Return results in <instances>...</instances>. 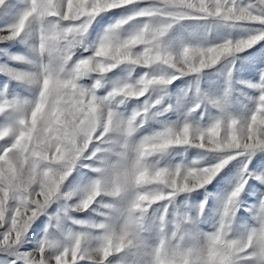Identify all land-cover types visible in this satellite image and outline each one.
Listing matches in <instances>:
<instances>
[{
  "label": "snow or ice",
  "instance_id": "6c2138e0",
  "mask_svg": "<svg viewBox=\"0 0 264 264\" xmlns=\"http://www.w3.org/2000/svg\"><path fill=\"white\" fill-rule=\"evenodd\" d=\"M141 2L30 0L15 23L0 29V42H5L20 37L34 22L41 25L35 49L39 57L37 70L12 74L37 89L35 100L21 103L16 99H0V115L6 112L18 115L13 127L0 130V140L12 137L11 143L0 152V229H3L0 231V252L16 256L32 223L60 197L66 181L63 173L73 172L84 160H92L97 165L92 168L96 178L86 187L75 209L87 211L102 197L117 202L101 205L105 209L101 213L104 219L91 225L99 235L91 237L84 232L69 231L64 245L56 252H52L58 247L55 243L43 240L36 251L18 256L21 264H106L113 254L125 251L135 254L142 246L140 233L145 215L157 204L162 210L159 217L161 236L148 254L149 264H162L170 257L173 264H195L205 251L208 252L207 264H243L253 259L257 264H264V232L254 227L247 229L245 232L255 235L251 237L249 248L242 252H236L235 245L228 244L237 203L246 183L244 179L235 186L238 195L231 201L225 199L216 230L201 237L206 242V247L201 249L192 243L197 237L182 227L189 222L187 217L176 221L169 234L165 215L168 203L177 194L205 187L213 180L207 179L212 174L203 172V167L170 169L150 163L172 147L189 146L219 154L215 164L220 165V173L233 159L264 151V89L257 97L251 115L243 122L227 117L217 119L205 128H193L185 123L175 130L165 129L152 134L160 138L157 143L164 142L163 146L140 163L148 170L150 182H156L157 187L139 188V195L129 207H119V196L104 190L107 172L111 171L114 183L120 182L123 152L118 150L117 141L113 139L112 127L105 132L107 113L101 114L98 123H94L93 113L101 104L115 110L121 102L140 99L151 89L166 86L179 77L198 76L203 70L264 41V10L258 11L253 4H245L243 0H151L149 7L117 20L106 29L105 47L108 50L94 55L96 45L91 56L77 59L87 60L89 66L73 68L77 60L73 61L72 51L81 44L98 15ZM5 3L6 0H0V7ZM257 3L264 9V0H257ZM133 20L142 23L127 38H119L118 33L124 25ZM184 20L251 24L259 28L242 41L210 46L186 43L173 53L164 46L163 38L174 24ZM65 64L73 71L69 73ZM122 64L146 69L166 68L169 72L167 76L145 73L135 83L117 85L105 96H97L101 78ZM90 74L97 76L94 85L82 87L80 79ZM159 104L157 99L133 111L130 115L133 126L142 127L150 109ZM241 184L243 188H239ZM70 196L71 193L64 194L65 199ZM255 217L264 222V198ZM72 223L83 224L75 220ZM93 240L95 243L90 244ZM225 246L232 249L231 253L223 250ZM10 264H17L16 259Z\"/></svg>",
  "mask_w": 264,
  "mask_h": 264
},
{
  "label": "rangeland",
  "instance_id": "374dc122",
  "mask_svg": "<svg viewBox=\"0 0 264 264\" xmlns=\"http://www.w3.org/2000/svg\"><path fill=\"white\" fill-rule=\"evenodd\" d=\"M253 4L258 11L264 10L257 0H243ZM30 0H6L0 7V29H6L15 23L29 6ZM151 0L131 5L125 9H115L98 15L88 28L82 42L74 49L73 61L91 56L100 37L117 20L133 15L142 8L149 7ZM142 23L133 20L124 25L118 33L119 38H127ZM41 25L32 23L25 32L14 40L0 42V99H16L21 103H31L37 96V89L16 79L12 74L34 73L39 57L35 49L39 43ZM259 28L258 25H225L211 21L184 20L169 29L163 38V44L173 53L178 52L182 44L192 43L210 46L226 39L233 41L246 38ZM166 68H143L122 64L101 78L97 96H105L113 87L123 83H135L145 73L168 75ZM264 41L252 48L222 60L217 65L203 70L198 76H184L172 83L155 87L140 99H129L115 109L126 118L145 103L159 99L160 104L150 109L143 126L137 129L134 140L152 135L165 129H177L185 123L193 128H205L217 119L235 118L241 122L248 119L255 108V102L264 89ZM97 76L90 74L81 78L79 84L91 88ZM218 102V103H217ZM198 106V107H197ZM195 108V111L192 109ZM18 115L6 112L0 115V130L13 127ZM9 136L0 140V152L11 143ZM219 154L206 152L195 147H172L156 157L150 163L158 167L174 169L189 167H207L218 162ZM86 165V166H85ZM97 165L92 160H84L76 166L61 188V195L39 215L22 238L16 256L0 252V264H10L18 256L36 251L43 240L55 243L58 251L65 243L69 231L84 232L91 237L99 235L91 225L103 221L102 204L117 203L108 197L98 198L87 211L73 210L79 203L84 189L96 178L92 168ZM244 179L245 186L237 203V211L232 222V234L239 235L254 226V217L264 198V151H257L248 157H239L230 161L221 172L205 187L188 193L177 194L167 205L166 231L170 234L173 224L181 217L189 222L182 225L189 234L202 237L216 230L220 212L227 195ZM71 193L65 199L64 194ZM203 208L201 209V205ZM123 207V202H118ZM161 205H153L145 215L140 233L142 246L135 254L128 251L113 254L106 264H149V253L160 239ZM83 224H73L72 221ZM3 231V229H0ZM94 240L90 244H94ZM51 254V253H50Z\"/></svg>",
  "mask_w": 264,
  "mask_h": 264
},
{
  "label": "clouds",
  "instance_id": "9594fccd",
  "mask_svg": "<svg viewBox=\"0 0 264 264\" xmlns=\"http://www.w3.org/2000/svg\"><path fill=\"white\" fill-rule=\"evenodd\" d=\"M105 36L106 32L100 37L97 47L95 49L94 55H101L102 52L108 50L105 47ZM243 38L237 39L236 41H242ZM225 41L231 42L233 40L226 39ZM217 43L215 45H219ZM200 45V44H198ZM205 46V45H200ZM75 49V48H74ZM74 49L72 51V57L74 56ZM89 62L87 60H77L73 68L88 67ZM67 71L70 73L73 71V68H68L65 64ZM123 94V93H118ZM123 102H121V105ZM107 113V118L105 120V132L109 130L111 126L113 129V139L117 141L118 150L123 152V157L120 159V166L122 169V175L120 177L119 183L113 182V176L111 171L105 174L104 178V190L110 192L114 196H119L120 202H123V207H129L132 202H134L139 195L138 189L144 187L145 189H155L157 183L152 181L150 182V174L148 170L141 165L140 161L144 157L149 155H154L156 150L163 146V141L157 143V140H160L159 137L153 135H146L141 137L138 140H134L137 129L134 127V120L128 116L126 118L122 117L118 112L112 108H108L105 105L101 104L97 111L93 113L94 123H98L99 116L103 113ZM35 115V114H34ZM214 153V152H212ZM217 154V153H216ZM220 165L211 164L207 167H203L201 170L203 172H210L212 175L207 179L210 181L219 174ZM72 174L71 170L63 173L65 180ZM95 180V179H93ZM239 188H243V185H239ZM86 188L84 189V192ZM99 194V193H97ZM238 195V190L234 188L226 197L227 200L231 201L234 197ZM225 202V201H224ZM224 204V203H223ZM76 210V209H73ZM254 226L251 228H256L260 232H264V222H259L256 217H254ZM249 228V229H251ZM255 235L253 232H242L239 235H233L232 231L230 233V239L228 240L229 245H235L236 252H242L249 248V243L251 242V237ZM197 247L204 249L206 247V242L203 238L197 237L195 241L192 242ZM220 243V242H218ZM224 251L231 253L232 249L225 246ZM249 256L252 255L251 252L248 253ZM194 259V258H189ZM208 252L203 253L202 259L195 260V264H207ZM162 264H173V260L170 257L167 261H162ZM243 264H257L255 259Z\"/></svg>",
  "mask_w": 264,
  "mask_h": 264
}]
</instances>
